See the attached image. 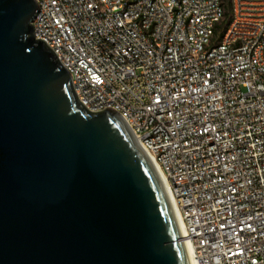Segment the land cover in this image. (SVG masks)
Wrapping results in <instances>:
<instances>
[{
	"label": "built area",
	"instance_id": "2783aa9c",
	"mask_svg": "<svg viewBox=\"0 0 264 264\" xmlns=\"http://www.w3.org/2000/svg\"><path fill=\"white\" fill-rule=\"evenodd\" d=\"M35 1V37L160 167L198 264H264V0Z\"/></svg>",
	"mask_w": 264,
	"mask_h": 264
},
{
	"label": "water",
	"instance_id": "95a60500",
	"mask_svg": "<svg viewBox=\"0 0 264 264\" xmlns=\"http://www.w3.org/2000/svg\"><path fill=\"white\" fill-rule=\"evenodd\" d=\"M37 11L0 0V264H192L152 160L82 104Z\"/></svg>",
	"mask_w": 264,
	"mask_h": 264
},
{
	"label": "bare ground",
	"instance_id": "6f19581e",
	"mask_svg": "<svg viewBox=\"0 0 264 264\" xmlns=\"http://www.w3.org/2000/svg\"><path fill=\"white\" fill-rule=\"evenodd\" d=\"M153 165H154L156 171L158 172L159 176L161 177V179H162V181H163V183H164V185H165V187L167 189V183H166V180H165V178H164V176L162 174V171H161L160 167L156 163H154V162H153ZM167 192H168V189H167ZM170 199H171V202H174V200L171 197V195H170ZM174 210H176V209L174 208ZM175 213H176L177 220H178V223H179V227H180V230H181V234H182V237H183L185 235L184 228H183L181 219H180L177 211H175ZM185 246H186V249H187V251H188V253L190 255L192 264H198L197 259H196L195 254H194L193 247L188 242H185Z\"/></svg>",
	"mask_w": 264,
	"mask_h": 264
},
{
	"label": "trees",
	"instance_id": "16d2710c",
	"mask_svg": "<svg viewBox=\"0 0 264 264\" xmlns=\"http://www.w3.org/2000/svg\"><path fill=\"white\" fill-rule=\"evenodd\" d=\"M224 4L227 10L230 8V0H224Z\"/></svg>",
	"mask_w": 264,
	"mask_h": 264
}]
</instances>
